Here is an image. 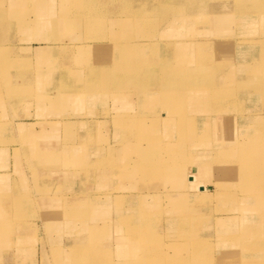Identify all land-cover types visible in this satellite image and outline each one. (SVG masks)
Here are the masks:
<instances>
[{
	"label": "rangeland",
	"instance_id": "1",
	"mask_svg": "<svg viewBox=\"0 0 264 264\" xmlns=\"http://www.w3.org/2000/svg\"><path fill=\"white\" fill-rule=\"evenodd\" d=\"M50 1L0 0V264L264 263V0Z\"/></svg>",
	"mask_w": 264,
	"mask_h": 264
},
{
	"label": "bare ground",
	"instance_id": "2",
	"mask_svg": "<svg viewBox=\"0 0 264 264\" xmlns=\"http://www.w3.org/2000/svg\"><path fill=\"white\" fill-rule=\"evenodd\" d=\"M91 1L92 0H61V5H62V9H76L77 11L78 10H80L82 7L84 8L85 6H87L88 4H90L91 3ZM115 1H117V0H115ZM134 1V0H133ZM148 1V0H147ZM154 1H157V4H163V3H165L166 2V0H154ZM50 0H45V1H41V0H37V3H42V4H45V5H48L47 6V10H51L52 9V7H50L49 5H50ZM121 2V1H120ZM136 2V1H135ZM140 2V1H139ZM145 2V1H144ZM237 2V1H236ZM259 2H260V0H259ZM150 3V2H149ZM131 4V3H130ZM147 4H148V2H147ZM161 4H160V6H161ZM245 3H244V0H241V1H239V6L241 7V8H243L245 5H244ZM261 4V3H260ZM138 5V4H137ZM127 6V5H126ZM136 6V5H135ZM149 6V5H148ZM131 7V6H130ZM140 7H142L141 5H140ZM139 7V8H140ZM30 8V7H29ZM78 8H80V9H78ZM82 8V9H83ZM144 8V7H143ZM163 8V7H162ZM179 8V7H178ZM230 8V7H229ZM228 8V9H229ZM147 9V8H146ZM137 10V9H136ZM156 10V9H155ZM242 10H245V9H242ZM258 10V9H257ZM73 11V10H72ZM245 11H247V10H245ZM66 12H69V11H66ZM79 12V11H78ZM78 12H76V13H78ZM81 12H83V11H81ZM137 12H140V10L139 11H137ZM150 12V11H149ZM160 12V11H159ZM250 12V11H249ZM230 13V12H229ZM241 13V12H240ZM244 13V12H243ZM246 13V12H245ZM245 13H244V15H245ZM255 13V12H254ZM89 14V13H88ZM145 14V13H144ZM237 14V13H236ZM248 14V13H247ZM63 15V14H62ZM66 15V14H65ZM230 15V14H229ZM242 15V14H241ZM67 16H68V13H67ZM75 16H77V15H75ZM80 16H81V14H80ZM90 16V15H89ZM145 16V15H144ZM63 17V16H62ZM82 17V16H81ZM4 18V17H3ZM6 18V17H5ZM22 18V17H21ZM57 18V17H56ZM64 18V17H63ZM85 18V17H84ZM161 18V17H160ZM163 18V17H162ZM139 19H141V18H139ZM211 19V18H210ZM94 20V19H93ZM85 22H86V20H85ZM94 22H95V20H94ZM94 22H93V25H94ZM209 22V21H208ZM38 23V22H37ZM39 23H41L40 21H39ZM96 23V22H95ZM141 23V22H140ZM50 24V23H49ZM89 26H91V24H88ZM98 25H99V23H98ZM12 26V25H11ZM14 26H15V24H14ZM88 26V27H89ZM94 28H95V26H93ZM92 27V28H93ZM101 27H103L102 25H101ZM85 28V27H84ZM162 28V27H161ZM11 29H13V28H11ZM87 30V29H86ZM100 30V29H99ZM160 30V29H159ZM14 31V30H13ZM103 31H104V29H103ZM102 31V32H103ZM92 32H94V31H92ZM84 34V33H83ZM89 34V33H88ZM87 33H86V35H88ZM55 37V36H54ZM77 37V36H76ZM88 37V36H87ZM90 37H92L93 38V36H90ZM97 37V36H96ZM106 37V36H105ZM108 38V37H107ZM106 38V39H107ZM57 39V38H56ZM94 39H95V37H94ZM51 40H55V39H51ZM225 40V39H224ZM55 41H57V40H55ZM121 43V42H120ZM100 44V43H99ZM234 44V43H233ZM46 45V44H45ZM56 45V44H55ZM154 45V44H153ZM101 46V45H100ZM61 47V46H60ZM59 47V48H60ZM103 47V46H102ZM65 48V47H64ZM97 48V47H96ZM105 49V48H104ZM13 50V49H12ZM12 54V53H11ZM1 55L3 56V53L1 52ZM10 55V54H9ZM161 67H164V66H161ZM8 68V67H7ZM101 69V68H100ZM93 71H94V69H93ZM155 71V70H154ZM92 72V71H91ZM91 72H89V73H91ZM121 72V71H120ZM128 72L130 73V71L128 70ZM162 72V71H161ZM88 73V74H89ZM93 73V72H92ZM128 73V74H129ZM3 74V73H2ZM88 74H87V76H88ZM98 74V73H97ZM108 72L107 71H104L102 74H101V76L100 77H96V78H92V81H90L91 83H87L88 85L86 86V90H88V91H90V90H92V87H94V86H97L98 84H100V83H103V84H105L106 82H107V77H108ZM119 74V73H118ZM154 74V73H153ZM93 75V74H92ZM123 75H124V72H123ZM125 75H127V74H125ZM124 75V76H125ZM155 75V74H154ZM158 75V74H157ZM123 76V77H124ZM121 77V76H120ZM154 77V76H153ZM85 78H87V77H85V75H84V79ZM161 78V77H160ZM89 80V79H88ZM124 80H125V78H124ZM64 81V80H63ZM85 82H86V80H85ZM124 83V82H123ZM86 84V83H85ZM122 85H124V84H122ZM11 86V85H10ZM98 87V86H97ZM95 88V87H94ZM116 88H120L119 86L118 87H116ZM77 89V88H76ZM85 89V88H84ZM81 90H82V88H81ZM75 91V90H74ZM87 91V92H88ZM109 91V90H108ZM107 91V92H108ZM113 91V90H112ZM66 92V91H65ZM69 92V91H68ZM96 92V91H95ZM224 92H225V90H224ZM86 93V92H85ZM93 93V92H92ZM88 94V93H87ZM109 94V93H108ZM108 94H106V96L108 95ZM219 94V91L217 90V95ZM33 95V94H32ZM105 95V94H104ZM221 95V94H220ZM52 96V95H51ZM59 96V95H58ZM67 96V95H66ZM109 96V95H108ZM225 96H226V94H225ZM101 97V96H100ZM221 97V96H220ZM55 98V97H54ZM53 98V99H54ZM48 99H51V98H48ZM16 101V100H15ZM62 101V100H61ZM30 103V102H29ZM137 153H138V155L139 154H141V156L143 157L142 158V163L140 164L142 167H139L140 168V170H142V169H145L146 168V165H145V163L148 161V164H149V167H151V171H152V169H158V171L160 172V169H163L164 171H168V170H172V168H173V164H171V162L170 161H161V159L160 158H155V160H157L158 162L157 163H155V160L153 161V159L151 158V157H146L147 156V154H146V152H145V148L144 147H138V150H137ZM152 155V154H151ZM153 156V155H152ZM44 160V159H43ZM150 161H152V164L150 163ZM155 163V164H154ZM162 165H164V167L162 166ZM139 166V165H138ZM143 171V174H145L144 172H145V170H142ZM158 172V173H159ZM142 174V173H141ZM149 175V174H148ZM120 196V195H119ZM47 199V198H46ZM255 230H257L253 225H251V226H247L246 227V229H245V232H242V236L240 237V239L242 238H245V237H252V236H256V233H254V231ZM261 230V229H260ZM259 231V230H258ZM257 231V232H258ZM256 232V231H255ZM259 233V232H258ZM253 234V235H252ZM257 236H258V234H257ZM256 236V237H257ZM260 236V235H259ZM255 239H257V238H255ZM238 240V239H237ZM239 241V240H238ZM243 241V240H242ZM252 241H254V240H252ZM147 254V253H146ZM148 255V254H147ZM264 258V257H263ZM144 261H145V259H144ZM262 264H264V263H262Z\"/></svg>",
	"mask_w": 264,
	"mask_h": 264
},
{
	"label": "crops",
	"instance_id": "3",
	"mask_svg": "<svg viewBox=\"0 0 264 264\" xmlns=\"http://www.w3.org/2000/svg\"><path fill=\"white\" fill-rule=\"evenodd\" d=\"M14 150V149H13ZM8 174L6 173V172H3L2 170H0V178H2V176L3 177H5V176H7ZM28 196V195H27ZM29 198H32V197H29ZM65 239H63V240H66V237H64ZM50 244H47V246H45L46 248L44 249V247H43V249L42 248H37V250H39V251H48V250H51L50 249ZM63 247H67V244H63ZM25 250H27L26 252H25V258L24 259H22V258H18V261H17V264H26V263H28L29 262V264H49V262H50V259H49V257H46V255H44V254H42V257L40 256L41 255V253L39 254L38 252H37V250L36 249H32V250H30V249H25ZM29 250V251H28ZM123 250L125 251V248H123ZM34 251L36 252V253H34ZM36 254V255H35ZM64 254V253H63ZM63 254H62V257H63ZM123 256H126V252L125 253H123ZM35 257V258H34ZM62 257H59L60 258V260L62 259ZM130 258V257H129ZM59 264H61V263H59Z\"/></svg>",
	"mask_w": 264,
	"mask_h": 264
}]
</instances>
